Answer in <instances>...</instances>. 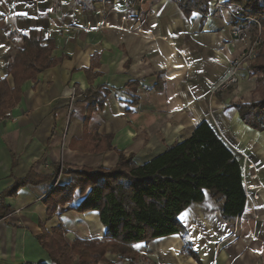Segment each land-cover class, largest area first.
<instances>
[{
    "label": "crops",
    "instance_id": "obj_1",
    "mask_svg": "<svg viewBox=\"0 0 264 264\" xmlns=\"http://www.w3.org/2000/svg\"><path fill=\"white\" fill-rule=\"evenodd\" d=\"M209 11L203 21L199 13L187 17L174 0H0V81L14 88L8 66L32 30L52 41L54 62L22 83L9 111L15 121L0 124V264H58L40 237L59 227L69 247L105 238L98 212L75 211L84 199L79 190L71 205L48 215L46 197L72 179L63 169H112L120 152L144 164L204 121L226 135L242 166L243 215L225 219L207 192L179 216L186 238L134 248L151 264H264V131L240 119L236 87L214 91L234 51L227 48L229 26ZM254 85L241 81L238 96L246 104ZM97 92L104 108L89 115L86 97ZM187 243L197 259L183 254ZM64 261L81 264L77 256ZM98 264L129 263L107 253Z\"/></svg>",
    "mask_w": 264,
    "mask_h": 264
},
{
    "label": "trees",
    "instance_id": "obj_2",
    "mask_svg": "<svg viewBox=\"0 0 264 264\" xmlns=\"http://www.w3.org/2000/svg\"><path fill=\"white\" fill-rule=\"evenodd\" d=\"M174 1L187 17L199 13L204 21L213 0ZM229 2L242 8L240 15L243 17L261 19L264 12V3L260 0ZM52 50V41L43 40L36 30L24 38V48L8 66L14 88L10 90L5 80L0 81V118L19 101L22 83L35 79L53 65ZM251 70L258 76L253 101L233 107L244 124L263 132L264 50L258 54ZM164 85L159 76L156 91L162 92ZM86 100L89 115L104 108L105 100L99 92L89 94ZM133 105L138 104L134 102ZM108 139L110 142V137ZM63 173L71 176V182L57 185L46 197L48 215H54L59 207L71 205L79 190L84 199L75 211L98 212L105 227V238L92 242L76 240L69 247L63 244L64 230L61 227L54 230L52 237L44 233L40 239L58 264L73 256L79 257L81 264H98L106 259L107 253L117 255L129 264H138L139 258H146L134 246L174 235L187 237L179 216L190 205L204 201L207 192L219 203L227 220L242 216L247 202L242 166L237 156L206 121L189 137L144 164L138 165L134 155L126 157L120 152L112 169L65 168ZM51 243L61 245L48 248ZM183 254L197 259L190 243Z\"/></svg>",
    "mask_w": 264,
    "mask_h": 264
},
{
    "label": "built area",
    "instance_id": "obj_3",
    "mask_svg": "<svg viewBox=\"0 0 264 264\" xmlns=\"http://www.w3.org/2000/svg\"><path fill=\"white\" fill-rule=\"evenodd\" d=\"M229 1L230 0H213L210 3L211 14L220 15V20L229 26L230 37L227 43V48L234 51V55L229 61L227 76L219 84L215 92H219V89L225 90L234 86L237 88L235 100L241 104H246L244 102L245 100L238 96V90L242 80L256 79V76L252 73L251 66L256 60L258 54L264 50V12L261 15V19L243 17L240 15L242 8ZM260 1L264 3V0ZM46 12L48 13L49 11ZM128 18L129 16L124 15L122 21H127ZM97 27L103 29L109 27V24L98 23ZM249 27L254 28L253 33H251ZM136 31L139 34L142 33L139 26ZM76 98L77 91L74 88L71 95V106ZM7 121H15L11 112H8L0 118V124Z\"/></svg>",
    "mask_w": 264,
    "mask_h": 264
},
{
    "label": "rangeland",
    "instance_id": "obj_4",
    "mask_svg": "<svg viewBox=\"0 0 264 264\" xmlns=\"http://www.w3.org/2000/svg\"><path fill=\"white\" fill-rule=\"evenodd\" d=\"M219 16L220 15H216V17L217 18H219ZM250 28V31H251V33H253L254 32V28H252V27H249ZM252 73L254 74V72L252 71ZM252 74V75H253ZM254 76H256V79H254L255 80V88L257 89V80H258V76L257 75H254ZM252 77V76H251ZM217 89V88H216ZM229 89V88H228ZM256 89H255V91H256ZM253 90V89H252ZM251 90V91H252ZM215 91V90H214ZM219 92H221V89H219ZM235 96L236 95H234V97H233V99H235ZM221 97H223V99H226L228 96L226 95V94H224L223 96H221ZM230 108H228V110H229ZM226 111V110H225ZM217 130V132L219 133V135L221 136V138L226 142L227 141V137H226V135L225 134H222V132L220 133L219 131H218V128L216 129ZM227 144H228V141L226 142ZM229 145V144H228ZM141 254V253H140ZM142 255V254H141ZM142 256H144L146 259V262H145V260H143L142 258H139V262H138V264H151V261H149V259L145 256V255H142Z\"/></svg>",
    "mask_w": 264,
    "mask_h": 264
}]
</instances>
